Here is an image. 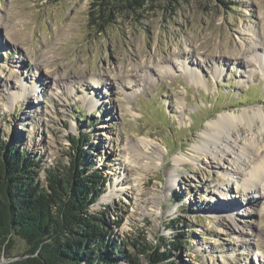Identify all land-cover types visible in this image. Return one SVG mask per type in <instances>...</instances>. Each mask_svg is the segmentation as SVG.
<instances>
[{
  "label": "rangeland",
  "instance_id": "374dc122",
  "mask_svg": "<svg viewBox=\"0 0 264 264\" xmlns=\"http://www.w3.org/2000/svg\"><path fill=\"white\" fill-rule=\"evenodd\" d=\"M90 2L0 0V140L38 160L44 183L46 169L68 165L70 137L87 133L88 162L106 182L89 210L112 241L183 233L169 263L263 264L264 196L245 203L239 177L219 181L228 157L195 147L219 114L264 111V68L238 54L264 37V0H155L101 34ZM142 141L152 159L135 162L127 153ZM24 249L14 237L11 255Z\"/></svg>",
  "mask_w": 264,
  "mask_h": 264
},
{
  "label": "trees",
  "instance_id": "16d2710c",
  "mask_svg": "<svg viewBox=\"0 0 264 264\" xmlns=\"http://www.w3.org/2000/svg\"><path fill=\"white\" fill-rule=\"evenodd\" d=\"M154 1L91 0L88 23L101 34L118 16L148 12ZM86 135L70 137L68 165L46 169L44 183L38 178V160L0 140V248L7 257L0 264H121V260L142 264L140 257L145 264H174L169 263L173 254L169 246L175 241L182 244L183 233L171 243L128 238L117 243L109 238L112 229L107 220L90 212L106 182L88 162ZM14 237L25 246L15 257L11 255ZM120 246L128 249L121 251Z\"/></svg>",
  "mask_w": 264,
  "mask_h": 264
},
{
  "label": "bare ground",
  "instance_id": "6f19581e",
  "mask_svg": "<svg viewBox=\"0 0 264 264\" xmlns=\"http://www.w3.org/2000/svg\"><path fill=\"white\" fill-rule=\"evenodd\" d=\"M253 35L256 36L255 33ZM239 49L238 54L254 59L260 68H264V37L261 40L248 41ZM185 68L189 78L199 82L198 73L189 70L188 66H185ZM212 70L215 75L221 73L219 66ZM263 113L264 111L261 109H243L240 113L219 114L217 119L206 124L205 129L199 136V143L195 147L197 150H209L213 155L220 157L222 161H227L226 157H228L229 167L221 172L219 181L223 183L231 178L237 179L239 177V183L243 188L242 193L246 198L245 203H254L264 196L263 194L252 195L259 192V190H264ZM240 124L243 125L245 132L239 130L238 126ZM234 128H236L237 134L232 131ZM141 144L143 149H140L138 145H133V148L129 149L127 153V156L135 162L152 159L146 153L147 143L142 141ZM149 149L150 153L160 156V151L156 148ZM185 161H187L186 158H181V162ZM247 162L249 167L246 166ZM241 175H243V178L240 177ZM137 190L139 191L138 187Z\"/></svg>",
  "mask_w": 264,
  "mask_h": 264
}]
</instances>
